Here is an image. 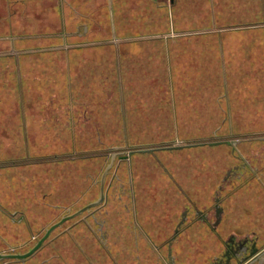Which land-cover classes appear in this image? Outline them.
I'll list each match as a JSON object with an SVG mask.
<instances>
[{"label": "crops", "instance_id": "0c3cea01", "mask_svg": "<svg viewBox=\"0 0 264 264\" xmlns=\"http://www.w3.org/2000/svg\"><path fill=\"white\" fill-rule=\"evenodd\" d=\"M94 29H102V40L94 38L100 31ZM38 38L51 44L28 48ZM0 44L7 45L0 59L13 65L7 75L23 92L28 54L34 55L29 59L34 68L48 65L41 55L65 57L72 152L78 134L74 89L85 81L84 71L73 70L74 52L102 51V158L108 146L130 151L126 172L135 228L121 222L127 214L116 212L119 226L103 233L109 238L97 255L74 230L58 235L52 248L31 262L185 264L183 256L193 253L190 264H213L220 258V237L243 231L260 242L263 254L256 264H264V0H0ZM17 106L26 117V101ZM57 134L64 138L65 132ZM32 150L37 154V147ZM225 187L232 190L219 198ZM193 189L204 198L189 195ZM22 193L14 201L2 190L0 248L26 238L28 217L52 218L62 202L51 191ZM220 199L221 218L213 228L192 223L198 220L178 229L191 210L200 212ZM10 210L24 213V223L9 225ZM204 233L212 238L202 241L198 236ZM141 234L150 245L140 241ZM154 252H161L160 258Z\"/></svg>", "mask_w": 264, "mask_h": 264}, {"label": "rangeland", "instance_id": "374dc122", "mask_svg": "<svg viewBox=\"0 0 264 264\" xmlns=\"http://www.w3.org/2000/svg\"><path fill=\"white\" fill-rule=\"evenodd\" d=\"M94 30L97 32L100 30L94 38L102 40V29ZM77 32L79 33L80 30H77ZM50 44L51 42L45 44L38 38L34 44H28V48L47 47ZM6 51L7 45L0 44V54ZM75 51L72 67L77 73L81 74L84 71L83 79L85 81L84 84L80 82L74 89L76 113L73 118L76 121L75 131H78V134L75 141L76 151L73 152L72 119L70 118L71 109L69 108L70 96L67 90V81L64 77L65 57L60 54L56 59L50 60L52 56L41 55L47 57L48 65L42 66L43 68H34L31 66L32 61H29L34 55L28 54V61L25 62L28 75L24 92L19 91L17 82L7 75V71L13 67L11 61L0 59V172L5 171L4 176L0 175V195L2 190H6L9 197L15 201L18 199L15 194L20 191L23 194L22 191L26 193L27 190H33L34 192L36 189H40L43 193L51 191L55 197L59 196L62 200L61 204L58 205L57 215L52 218L31 220L28 217L26 220L24 219L25 214L20 213V211H7V217L10 220L8 221L9 225L13 220L22 221V224L26 220L29 234L25 236V239L23 238L13 245L0 248V264H9L12 260H20L22 264H34L31 261L35 255L49 251L58 235L68 234L71 231L74 233V230L82 234L79 237L80 243L91 245L89 246L90 250L97 255L98 248L109 238L103 233L107 234V229H112L114 224L120 223L118 219L114 218L116 212L127 214L126 219L121 220V222L129 230L135 228L134 220L130 219L132 194L126 172V167L130 163V160H128L130 151L126 146H108L104 158H102V51L97 48L81 51L75 49ZM52 64L58 66V72ZM55 72L59 76H55ZM33 77L36 82L39 80L40 84L38 82L34 83ZM56 81L57 84L53 88L52 86ZM37 84L40 86L38 87ZM24 100L28 106L25 109L27 118L24 117V109L16 107V104L18 105L19 102ZM8 103H12L15 107H6ZM82 105L89 107H82ZM21 116L27 119V124ZM25 128L29 129L28 139L25 138L23 133ZM58 129L65 132L64 138L62 135L57 134ZM33 147H37V154H34ZM56 153H59V155ZM158 153H162V151ZM47 168L48 170H45ZM119 177L120 184L118 182ZM110 183L112 187L109 194H106V188ZM231 190L226 187L219 189L217 195L219 198H223ZM191 191L190 194L188 193L189 195L193 198H199L200 194H197L194 189L193 193ZM212 192L213 190H210L209 195H207L209 201L213 197ZM102 194H105L103 199ZM200 198H204V196L202 195ZM25 199L29 200L30 198L26 196ZM36 200L38 201V198ZM30 205L34 206L33 203H28L26 206ZM2 206L0 204V211L4 213L6 209H3ZM18 206L20 205L15 204L13 208ZM222 206L220 199L219 203L214 201L208 206L202 205L199 208L200 212L196 213L191 210L188 219L182 221L180 226L177 227L181 229L185 225L188 226L189 222L198 220L200 222L192 223H199L198 225L202 224L204 226L206 222V224L208 223L209 226L213 227V225H216L217 217L221 218ZM45 207L44 204L43 207H40V213L47 214L49 212ZM36 209L38 210V208ZM4 214L6 215V213ZM4 214H1L3 215L2 218H7ZM63 218H65L64 221L47 234L48 230ZM241 223L239 222V226L242 225ZM88 229H93V232H88ZM200 229L205 232L204 227H198L197 231L201 232ZM242 232L220 237L218 255L219 257H228L226 255L230 247L228 244H232L231 247L233 248L238 245L242 250L249 242L247 245L252 244L257 247V250L251 253L253 250V247H251L248 252L235 254L230 264H245L249 259L252 261L250 264H256L259 261L257 260L259 255L257 254L260 252V242H256V238L246 236ZM210 237L211 234L209 236L206 233L203 237L202 235L198 236L202 241L210 240ZM139 239L142 243L149 244L144 235L141 234ZM244 239L245 244L243 243ZM39 243H41L40 246L25 258L2 256L10 254L23 255L33 250ZM235 249L238 250L239 247ZM167 250L168 248H165L163 253L164 257L166 256L169 260ZM154 253L153 257L160 258L161 255L159 256V254L161 252ZM183 257L186 259L185 264H190L193 253ZM45 260H50V254L44 258Z\"/></svg>", "mask_w": 264, "mask_h": 264}, {"label": "flooded vegetation", "instance_id": "af4514ba", "mask_svg": "<svg viewBox=\"0 0 264 264\" xmlns=\"http://www.w3.org/2000/svg\"><path fill=\"white\" fill-rule=\"evenodd\" d=\"M217 222V221H216ZM214 227V226H213ZM212 227V228H213ZM246 241H248L247 239H246ZM250 241V240H249ZM244 244H245V239H244V242H243ZM247 243V242H246ZM249 243V242H248ZM247 243V244H248ZM245 245L244 246V248L242 249V250H240V246H234L235 248H238L239 247V249L238 250H236L235 248H233V247H231L232 246V244H228V246L230 245V247H229V249L227 250V254L226 255H228V257H220L218 260H216L213 264H230V261H231V259L233 258V256L235 255V254H238V253H244V252H248V249L250 248L251 249V247H253V249L255 248V246H253L252 244L249 246V245ZM234 245V244H233ZM262 252L260 251V252H258V254L257 255H259L258 256V258H257V260H260V257L262 256ZM256 256V255H255ZM243 262H245V261H243ZM250 263H252V261H251V259H249L248 260V262H246L245 264H250Z\"/></svg>", "mask_w": 264, "mask_h": 264}, {"label": "water", "instance_id": "95a60500", "mask_svg": "<svg viewBox=\"0 0 264 264\" xmlns=\"http://www.w3.org/2000/svg\"><path fill=\"white\" fill-rule=\"evenodd\" d=\"M232 142H236V141H232ZM105 194H102V199H103V196H104ZM64 219L65 218H63L60 222H58V223H56L55 225H53L49 230H48V232H47V234H49L50 233V231L54 228V227H56L57 225H59V224H61L63 221H64ZM40 244L41 243H39L38 245H36V247L33 249V250H31V251H29V252H27V253H25V254H23V255H17V254H10V255H2L3 257H12V258H25L26 256H28L30 253H32L33 251H35L39 246H40ZM254 250H257V247H255L252 251H251V253H253L254 252Z\"/></svg>", "mask_w": 264, "mask_h": 264}]
</instances>
